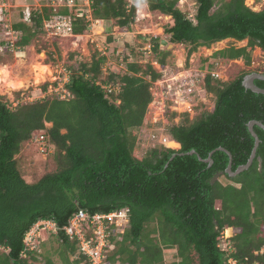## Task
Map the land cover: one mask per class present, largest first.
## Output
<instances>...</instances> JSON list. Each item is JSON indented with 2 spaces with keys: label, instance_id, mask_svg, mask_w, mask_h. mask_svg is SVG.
<instances>
[{
  "label": "trees",
  "instance_id": "trees-1",
  "mask_svg": "<svg viewBox=\"0 0 264 264\" xmlns=\"http://www.w3.org/2000/svg\"><path fill=\"white\" fill-rule=\"evenodd\" d=\"M133 1L92 0L91 12L120 31H133L136 3H147L150 11L170 16L164 33L169 42L185 46L186 65L200 47L225 39L230 45L215 50L214 59L241 60L249 67L253 51L264 52V4L254 10L246 0H195L192 19L180 9L179 0ZM70 12L74 34L84 35L89 27L85 16L76 8ZM42 20L35 12L32 23L15 21V28L22 30L21 47H28L41 32ZM245 40L244 45L235 43ZM160 44L159 36L151 38V51L165 67L172 51ZM13 52L0 42V63ZM69 59L77 62L66 83L72 98L45 97L12 107L0 96V264H57L40 249L23 255L27 232L46 219L58 227L54 236L62 246L61 264H79L77 241L63 227L80 208L94 214L123 207L130 222L109 253L111 264H224L226 252L219 241L228 227L235 232L232 255L238 263L264 264V254L259 253L264 246V129L254 125L261 141L251 166L238 175L227 171L230 155L218 149L231 152L233 171L248 162L255 146L249 122L264 123V94L246 88L243 80L264 70H244L226 81L208 73L205 96L212 108L194 117L192 110L180 115L171 109L164 112L167 133L180 147L145 148L140 129L149 118L153 83L165 75L152 63L144 65L126 54L125 70L108 76L103 72L104 55L94 53L86 61L72 52ZM108 83L120 84L119 92H109L104 87ZM255 83L264 88V79ZM178 115L180 121H175ZM37 133L55 145V166L31 182L19 158L23 144ZM193 149L196 153H188ZM213 150L210 165L204 159ZM167 249H175L170 263Z\"/></svg>",
  "mask_w": 264,
  "mask_h": 264
},
{
  "label": "rangeland",
  "instance_id": "rangeland-1",
  "mask_svg": "<svg viewBox=\"0 0 264 264\" xmlns=\"http://www.w3.org/2000/svg\"><path fill=\"white\" fill-rule=\"evenodd\" d=\"M134 3L133 0H129ZM20 2L22 0H8L13 7L10 9L12 22L20 20L21 9ZM84 0H80L79 4L85 7ZM137 11L141 9V13L137 12V22L133 31H120L117 25L107 21L102 23V27L95 17L88 22L89 27L84 35H71L64 37H48L43 29L33 39L28 47H22V51L13 52L12 56H7L5 63H0V96L12 106L22 104L45 97H56V93H46L49 84L58 85L69 77L72 66L77 62L69 59V54L79 52L84 56V60L91 61L94 53H99L106 57L103 64L104 76H108L111 71L123 72L126 68L127 60L124 59L125 54L130 60L143 61L152 63L153 67L163 73L160 80L153 83L152 93L153 102L148 108V121L142 129L152 131L160 136L161 133H167V126L163 123V116L166 109H171L179 113L190 111L194 117L204 108H212L213 102L209 99H188L178 97L177 100L171 99L172 95L168 93V84L173 83V77H183L187 73L188 68L199 70L211 64L213 70L219 72L222 80L233 79L237 74L244 70L258 68L264 70V52L256 48L252 53V64L246 67L243 61H219L214 59L213 52L217 49L230 45L231 42L223 40L213 44L210 48L200 47L192 54L186 65V48L182 44H173L169 42V35L164 33L163 27L168 22L170 16L163 15L159 11H150L147 3H136ZM246 4L254 10H260L264 4V0H246ZM179 7L189 18L194 19L197 10L195 0H179ZM93 23V26L91 25ZM96 25H95V24ZM113 37V41L109 37ZM159 36L161 39L160 46L164 49L171 50L172 54L166 59L167 65L162 67L158 63L157 55L151 51V38ZM7 37H11L7 33L4 25L0 28V42L5 43ZM165 39L168 42L162 43ZM236 45H244L245 41H236ZM5 46L6 43H5ZM9 47V46H7ZM43 48L45 52L40 51ZM72 67V68H71ZM166 70V71H165ZM48 84L44 88L45 84ZM206 104V105H205ZM175 121H180V116ZM48 127L52 123H46ZM140 129V132L141 130ZM35 139L23 144V150L20 155V164L23 174L28 181H35L45 172L54 168V153L56 147L54 144H48L46 140L41 138L40 133L35 135ZM157 141H154L155 143ZM176 145V144H175ZM178 147V145H176ZM142 154V153H140ZM44 244L39 245V249L45 256H50L57 264H61L60 251L62 246L56 239L54 234L47 230H43L40 237ZM4 250L0 249V253ZM175 249H167L165 251L167 262L174 260Z\"/></svg>",
  "mask_w": 264,
  "mask_h": 264
},
{
  "label": "built area",
  "instance_id": "built-area-1",
  "mask_svg": "<svg viewBox=\"0 0 264 264\" xmlns=\"http://www.w3.org/2000/svg\"><path fill=\"white\" fill-rule=\"evenodd\" d=\"M80 0H24L20 3L21 18L20 20L32 23L34 13L38 12L42 15V29L48 37H64L74 34V18L71 10L78 9V14L85 16L86 21L93 19L92 13L84 10L79 4ZM91 11L92 0H84ZM85 5V3H84ZM12 4L8 0H0V26L5 27L7 33L11 37H7L5 43L12 50L22 51V47L18 44L21 39L22 30L16 29L12 22V13L10 9ZM46 11H48L46 13ZM92 16V19L90 18ZM19 51V52H20ZM211 64H218V62H211ZM210 65L203 69L194 70L188 68L183 77H173V83L168 84V93L172 95L171 99L177 100L178 97H183L186 101L188 99L205 100V86L204 80L208 73L213 77H219V72L213 70ZM70 76V75H69ZM64 82H59L58 85L54 83L49 84L46 93L55 92L60 99H70L73 97L72 93L67 89L66 83L69 77L64 78ZM104 87L109 92H119L120 84L108 83ZM142 129V128H141ZM44 139V136H41ZM140 139L142 145L152 147L157 144H162L167 147L178 149L180 144L172 139L168 134L161 133L160 136L142 129L140 132ZM154 141H157L153 143ZM178 143L177 147L175 144ZM130 222V214L127 208L115 209L109 213H89L86 209L80 208L79 211L70 219L69 223L63 227L67 235L77 241L76 256L80 259L79 264H111L108 259L110 251L115 249L116 241L122 238L126 227ZM47 230L52 234L58 232V227L52 220L38 221L26 234L25 244L26 250L23 255L26 256L27 250L39 249V239L41 233ZM235 232L233 227L225 228L220 236L219 247L226 252L224 264H239L237 259L232 255L234 247L232 244V237ZM114 236V239L112 237ZM42 240V239H41ZM259 253L264 254V246L259 250Z\"/></svg>",
  "mask_w": 264,
  "mask_h": 264
},
{
  "label": "water",
  "instance_id": "water-1",
  "mask_svg": "<svg viewBox=\"0 0 264 264\" xmlns=\"http://www.w3.org/2000/svg\"><path fill=\"white\" fill-rule=\"evenodd\" d=\"M167 42H168V41L165 40V39L162 40V43H167ZM256 79H264V73H260V72H252V73L247 74V75L245 76L244 80H243V84H244V86H245L246 88L251 89L252 91H255V92L263 93V94H264V88L258 86V85L255 83V80H256ZM254 125H259V126H261V127L264 129V123L261 122V121H258V120H251V121L249 122L250 130H251L253 136L255 137V146H254V148H253L252 154H251V156H250L248 162H247L246 164H244V165L239 166V167L237 168L236 171H233V170H232V154H231V152L228 151L227 149H225L224 147H218V149L225 150V151H227V152L229 153V155H230V163H229V165H228V167H227V171H228L231 175H234V176H235V175H238L240 172L244 171L245 169H248V168L251 166V164H252V162H253V160H254V158H255V156H256L257 149H258V146H259L261 140H260L258 134L256 133V131L254 130ZM214 151H215V150L211 151L210 154H209V156H208L206 159H204L205 161L209 162L210 165L213 163L212 155H213ZM188 153H190V154H194V153H196V151L193 149V150L189 151ZM173 156H175V154H174ZM173 156H172V157H173ZM200 158H201V157H200ZM201 159H202V158H201Z\"/></svg>",
  "mask_w": 264,
  "mask_h": 264
},
{
  "label": "crops",
  "instance_id": "crops-1",
  "mask_svg": "<svg viewBox=\"0 0 264 264\" xmlns=\"http://www.w3.org/2000/svg\"><path fill=\"white\" fill-rule=\"evenodd\" d=\"M22 1H24V0H22ZM20 3H22V2H20ZM86 4H87V3L85 2V7H83L82 5H81V6L84 8V10L89 11L88 13H92V12L90 11V9L87 7L88 5H86ZM138 11H139V13H141V9H139ZM138 11H137V12H138ZM90 18L92 19V16H91ZM85 19H86V18H85ZM93 19H94V18H93ZM95 21H96V24H98L97 22H100L99 24L101 25V27L103 26L102 23H103L104 21H103L102 19H96V18H95ZM14 22H15V21H14ZM88 22H90V21H88ZM88 22H87V23H88ZM94 24H95V23H94ZM96 24H95V25H96ZM91 25L93 26V23H92V22H91ZM73 35H74V34H73ZM225 40L230 41V39H225ZM29 46H30V45H29ZM258 49L260 50V48H258ZM42 51H43V53L45 52V50H42ZM42 241H43V240H42ZM36 264H39V263H36Z\"/></svg>",
  "mask_w": 264,
  "mask_h": 264
}]
</instances>
